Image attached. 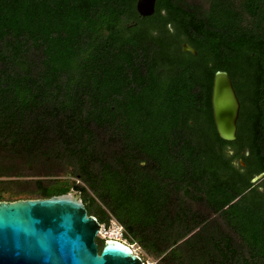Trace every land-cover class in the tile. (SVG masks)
<instances>
[{"label":"trees","instance_id":"trees-1","mask_svg":"<svg viewBox=\"0 0 264 264\" xmlns=\"http://www.w3.org/2000/svg\"><path fill=\"white\" fill-rule=\"evenodd\" d=\"M135 2L0 0V201L79 190L157 264H264V201L244 193L264 173V0ZM217 70L248 92L235 140Z\"/></svg>","mask_w":264,"mask_h":264},{"label":"water","instance_id":"water-1","mask_svg":"<svg viewBox=\"0 0 264 264\" xmlns=\"http://www.w3.org/2000/svg\"><path fill=\"white\" fill-rule=\"evenodd\" d=\"M156 0H136L142 17L155 11ZM184 51L196 53L184 43ZM211 109L216 131L234 140L240 102L228 73L217 70L211 87ZM100 227L88 215L79 190L48 198L0 201V264H143L142 258L119 241L105 239L98 251Z\"/></svg>","mask_w":264,"mask_h":264},{"label":"flooded vegetation","instance_id":"flooded-vegetation-1","mask_svg":"<svg viewBox=\"0 0 264 264\" xmlns=\"http://www.w3.org/2000/svg\"><path fill=\"white\" fill-rule=\"evenodd\" d=\"M186 42L182 43L183 44ZM188 44V43H187ZM183 50V49H182ZM184 51V50H183ZM188 51V50H186ZM235 140V139H234ZM236 149L238 151L236 154ZM227 155L233 156L231 163L238 168L239 172L242 173V175H249L251 172V167H248L245 161L243 160L244 157L249 156L248 149L244 145H240V147L232 148L230 145H227L224 149ZM249 186L244 190V193H250L253 189L256 190V197L260 198L264 201V173H251L249 177ZM97 244V242H96ZM98 248V244H97Z\"/></svg>","mask_w":264,"mask_h":264},{"label":"built area","instance_id":"built-area-1","mask_svg":"<svg viewBox=\"0 0 264 264\" xmlns=\"http://www.w3.org/2000/svg\"><path fill=\"white\" fill-rule=\"evenodd\" d=\"M97 235L103 240L111 239L122 242L132 249V244L124 234L123 226L117 222L113 217L108 218L107 221L100 223ZM134 252V250L132 249ZM143 264H157V260L153 258L143 259Z\"/></svg>","mask_w":264,"mask_h":264},{"label":"rangeland","instance_id":"rangeland-1","mask_svg":"<svg viewBox=\"0 0 264 264\" xmlns=\"http://www.w3.org/2000/svg\"><path fill=\"white\" fill-rule=\"evenodd\" d=\"M235 91L237 92V96H238V99H239V102L242 101L243 99V96L244 98H246L248 92L246 91V88H245V85L244 83L242 82L241 84V80H240V83H236L235 81ZM249 108V105H246L243 106V110H247ZM237 120H241L240 121V125L242 123V128L245 129V125L247 124V120L244 118V117H239ZM238 122V121H237ZM72 191V190H71ZM100 238L99 235L96 236V239ZM132 244V249L134 250L135 253H137L141 258L143 259H148V258H153L152 256L148 255L145 253V251L136 243H131ZM155 259V258H153Z\"/></svg>","mask_w":264,"mask_h":264}]
</instances>
